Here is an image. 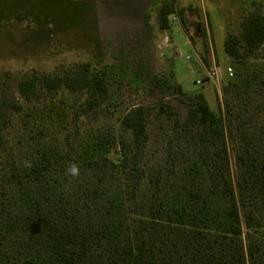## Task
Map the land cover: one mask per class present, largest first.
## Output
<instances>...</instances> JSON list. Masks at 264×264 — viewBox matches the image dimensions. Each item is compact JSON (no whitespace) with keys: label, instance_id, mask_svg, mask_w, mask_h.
Listing matches in <instances>:
<instances>
[{"label":"trees","instance_id":"16d2710c","mask_svg":"<svg viewBox=\"0 0 264 264\" xmlns=\"http://www.w3.org/2000/svg\"><path fill=\"white\" fill-rule=\"evenodd\" d=\"M184 13L181 9L178 16L186 27ZM171 14L175 10L166 4L160 12L161 28L168 27ZM205 45L208 49L206 40ZM259 49L264 57V16L251 12L242 36L228 37L225 51L239 61ZM201 58L209 64L208 55L201 54ZM246 76H241L244 91L240 98L246 95L243 105L253 102L263 119L260 125L237 126L241 146L236 176L231 175L223 143V149L207 157L194 155L172 185L162 171L147 174L145 169L138 175L148 137L142 106L130 109L123 118L131 140L95 136L89 143L67 149L49 139L43 124L38 143H7L8 108L22 112L39 90H83L88 93L89 108L101 105L108 83L91 62L75 63L62 72L24 75L17 83L23 104L8 103L0 88V182L13 193L41 186L36 210L32 209L37 217L29 215L22 223L30 229L28 252L21 263L13 259L6 243L17 221L5 220V205L0 201V264H264V98L256 97L263 92L264 81ZM197 98L186 124L224 137L223 127L219 129L221 117L203 95ZM47 112L51 117V107ZM228 132L234 135L231 124ZM79 170L92 176L93 182L81 184L74 176ZM102 239L104 245L98 243Z\"/></svg>","mask_w":264,"mask_h":264},{"label":"rangeland","instance_id":"374dc122","mask_svg":"<svg viewBox=\"0 0 264 264\" xmlns=\"http://www.w3.org/2000/svg\"><path fill=\"white\" fill-rule=\"evenodd\" d=\"M166 4L175 14L169 15V25L163 29L160 12ZM181 9L185 10L186 27L178 16ZM251 12L264 16V0H0V88L8 103H24L17 91L24 75L67 71L75 63L91 62L108 83L107 95L95 108L87 106L86 91L64 88L39 90L33 103L24 105L20 113L9 107L7 143H38L44 125L49 139L67 149L89 143L95 136L131 140L123 118L130 109L142 106L147 113L148 137L140 154L139 177L145 169L147 174L162 171L172 185L194 155L207 157L223 149V143L235 177L241 146L237 126L260 125L263 119V112L253 102L243 105L246 95L240 98L244 91L241 76L264 81V57L259 49L234 61L225 51V41L242 36ZM166 36L168 43H164ZM199 39L208 45V65L202 61L196 43ZM214 66L219 84L211 77ZM199 94L221 117L219 129L223 127L224 137L186 124L188 110L199 102ZM256 97L264 98V90ZM50 107L51 117L47 112ZM35 110L39 112L36 117ZM229 124L234 129L232 136ZM74 176L83 185L93 182L92 176L81 170ZM40 188L26 187L13 193L0 182V201L5 205L2 216L18 224L6 243L13 259L20 263L28 252L30 229L22 223L29 215L37 217L33 210ZM24 196L29 200L20 199ZM98 243L104 245L105 240Z\"/></svg>","mask_w":264,"mask_h":264},{"label":"built area","instance_id":"2783aa9c","mask_svg":"<svg viewBox=\"0 0 264 264\" xmlns=\"http://www.w3.org/2000/svg\"><path fill=\"white\" fill-rule=\"evenodd\" d=\"M168 39H169V38L166 36L165 39H164V43H168V42H169ZM210 73H211V77H213V78L217 81V83L219 84V80H220V78H219V73H218V69H217V67H216V66L212 67ZM229 74H230V75L232 74V73H231V68H229Z\"/></svg>","mask_w":264,"mask_h":264},{"label":"water","instance_id":"95a60500","mask_svg":"<svg viewBox=\"0 0 264 264\" xmlns=\"http://www.w3.org/2000/svg\"><path fill=\"white\" fill-rule=\"evenodd\" d=\"M197 46L203 56H207V50L203 39L197 40Z\"/></svg>","mask_w":264,"mask_h":264}]
</instances>
